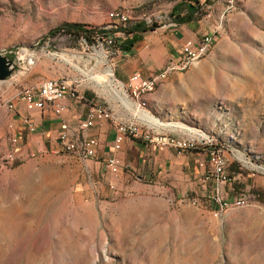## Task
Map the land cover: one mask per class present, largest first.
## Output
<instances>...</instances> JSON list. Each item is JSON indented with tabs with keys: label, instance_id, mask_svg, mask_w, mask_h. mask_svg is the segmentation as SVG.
I'll return each instance as SVG.
<instances>
[{
	"label": "rangeland",
	"instance_id": "obj_1",
	"mask_svg": "<svg viewBox=\"0 0 264 264\" xmlns=\"http://www.w3.org/2000/svg\"><path fill=\"white\" fill-rule=\"evenodd\" d=\"M189 2L192 20L213 24L210 50L136 99L139 107L115 71L123 29L156 22L128 55L161 53L167 26ZM121 11L126 26L110 18ZM65 22L97 32L91 40L49 34ZM0 54L12 67L0 82V264H264V0H0ZM55 77L72 83L84 108L102 104L143 127L203 135L225 160V181L215 180L208 144L154 150L130 134L114 151L113 138L101 144L92 132L100 121L87 131L96 156L84 163L41 132L35 117L49 112L29 113V132L22 103L13 111L5 103ZM102 122L103 131L114 128ZM15 131L23 142L7 159ZM111 154L122 165L117 175L102 161ZM215 195L243 205L219 210Z\"/></svg>",
	"mask_w": 264,
	"mask_h": 264
},
{
	"label": "built area",
	"instance_id": "obj_2",
	"mask_svg": "<svg viewBox=\"0 0 264 264\" xmlns=\"http://www.w3.org/2000/svg\"><path fill=\"white\" fill-rule=\"evenodd\" d=\"M206 16L209 17L210 15ZM110 18L122 26H126L129 21L127 14L122 11L119 16H110ZM170 25L176 26V23L173 22L170 23ZM183 45H190L187 63H179L178 61V53L179 51H183ZM208 51V42L207 39H204V33L203 37L197 42L186 40L179 48L176 56L169 58L161 69L149 75H142L140 72L134 71L129 76L127 83L123 85V88L127 94L137 102V105L142 107L140 101L135 99V92L146 93L147 88L153 84V76L167 75L168 78L174 72H182L186 66H192V62L200 60ZM26 70L27 67L23 66L19 69L17 74L24 73ZM9 80L15 82L17 78L10 77ZM2 81H7V78ZM78 98L77 91L68 79L55 77L43 79L36 85L23 87L11 98L7 99L5 107L9 111H13L16 108L14 101L17 100L21 102L24 110L28 113L26 116L22 117V123L29 132H33L35 131L36 124L29 113L37 110L59 115L67 107V99L76 100ZM103 120H111L114 124L115 134L112 144V149L114 151L121 148L124 140L130 137V132H138V139L154 150L173 149V146L208 144L211 146L208 155L215 180L217 182L225 181V160L213 142L204 138L203 135H177L165 132L160 128L156 129L151 126L143 127L134 116H130L125 120L117 119L114 117L111 109L102 104H91L88 106L83 117L78 120L74 129L68 128L67 125L63 126L62 130L57 135V140L62 151L79 157L80 161L84 163L94 159L98 140L96 137L88 135L87 131L90 127ZM22 142L23 135L20 131L11 132L7 136V143L9 145L6 156L7 159L14 158L15 153L20 150ZM102 161L109 173L117 175L120 172L122 165L116 155H108V157ZM211 198L214 200L219 210H222V206H231L233 202H228L218 195L211 196Z\"/></svg>",
	"mask_w": 264,
	"mask_h": 264
},
{
	"label": "crops",
	"instance_id": "obj_3",
	"mask_svg": "<svg viewBox=\"0 0 264 264\" xmlns=\"http://www.w3.org/2000/svg\"><path fill=\"white\" fill-rule=\"evenodd\" d=\"M206 6L213 7L214 4L206 3ZM175 23L176 26H167L168 30L163 34L162 38L165 42V47L161 53L157 51L156 55H149L147 50V52H142L141 55H136L135 58H131L129 57L130 55H128V52H124V55H121L120 60H118L116 64L117 68L115 71L117 78L121 81L128 80L131 73L138 70L143 74L149 75L150 73L161 69L169 58L175 57L179 48L186 40L197 42L203 37V33L204 36H212L208 34L207 31L213 29V24H210L206 20H189ZM149 44L150 43H148V45ZM186 47L188 46H183V51L179 52L178 61H181L187 55L186 54L183 57L181 56ZM129 52H131V50ZM127 56L129 58H126ZM77 102V99H67V107L59 115L49 112L35 117V121L41 129V132L46 133L51 137H57L64 125H67L70 129H74L78 120L83 117V114L87 109V107L84 108V104L79 105ZM105 125V122L101 121L99 125L92 130L101 144H104L109 136L114 140L115 129L111 126L110 131H103L105 130V128H103ZM111 148L112 147H110V150Z\"/></svg>",
	"mask_w": 264,
	"mask_h": 264
},
{
	"label": "trees",
	"instance_id": "obj_4",
	"mask_svg": "<svg viewBox=\"0 0 264 264\" xmlns=\"http://www.w3.org/2000/svg\"><path fill=\"white\" fill-rule=\"evenodd\" d=\"M198 2V0H196ZM177 7L174 6V10ZM197 6L194 3L189 2L186 4V11L182 15L177 14L175 16V22H185L193 19V13L196 11ZM158 27V24L154 22L151 25H147L144 21H138L133 23L130 27L124 28L125 38L121 41L120 48L123 52H129L133 46L140 40H142V33L148 30H154ZM95 29L86 28L84 24L80 22H65L59 26H56L50 30V35L56 33H66L75 37H84L87 40H91L96 33ZM105 33V31H102ZM11 57V55H10Z\"/></svg>",
	"mask_w": 264,
	"mask_h": 264
},
{
	"label": "bare ground",
	"instance_id": "obj_5",
	"mask_svg": "<svg viewBox=\"0 0 264 264\" xmlns=\"http://www.w3.org/2000/svg\"><path fill=\"white\" fill-rule=\"evenodd\" d=\"M119 15L120 14H116V16H119ZM204 39H207V42H208V50H210V47H211V45H212V43L214 41L213 36H205ZM183 46H190V45H183ZM179 52H182V51H179ZM198 61L199 60L192 62V65L196 64ZM187 62H188V54L185 56L184 59H182L181 61H179V63H187ZM189 68H191V66H186L183 69L182 72L186 71ZM108 75L110 77H112L113 74L110 71V72H108ZM166 78H167V75H157V76H153V84L150 87L147 88L146 93H150V92L154 91L157 88V86L159 84H161L160 82H163ZM110 82L113 83V80H111ZM146 93H143V92H135V99H139L143 94H146ZM143 118H144V121L148 122L151 125H154L153 120H152V118L150 117V115L148 113H143ZM130 134H132L135 137H138V132H130ZM194 146H197V145H193V146H173V149H176L177 151L178 150H180V151H186V150H191L192 148H194ZM77 158H79V157H77ZM232 205L233 206H240V205H243V202L240 201V200H236V201L233 202ZM227 207L228 206H222V210L223 209H226Z\"/></svg>",
	"mask_w": 264,
	"mask_h": 264
},
{
	"label": "water",
	"instance_id": "obj_6",
	"mask_svg": "<svg viewBox=\"0 0 264 264\" xmlns=\"http://www.w3.org/2000/svg\"><path fill=\"white\" fill-rule=\"evenodd\" d=\"M11 60L0 54V81L6 79L11 73Z\"/></svg>",
	"mask_w": 264,
	"mask_h": 264
}]
</instances>
